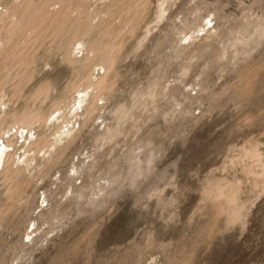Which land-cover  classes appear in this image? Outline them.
<instances>
[{
  "label": "rangeland",
  "instance_id": "1",
  "mask_svg": "<svg viewBox=\"0 0 264 264\" xmlns=\"http://www.w3.org/2000/svg\"><path fill=\"white\" fill-rule=\"evenodd\" d=\"M3 140L0 264H264V0H0Z\"/></svg>",
  "mask_w": 264,
  "mask_h": 264
},
{
  "label": "bare ground",
  "instance_id": "2",
  "mask_svg": "<svg viewBox=\"0 0 264 264\" xmlns=\"http://www.w3.org/2000/svg\"><path fill=\"white\" fill-rule=\"evenodd\" d=\"M207 25V23H205V24H202L201 25V28H200V30H203V34L204 35H207L210 31H211V29L214 27V25L212 26V27H209L206 31H205V29H206V26ZM206 26V27H205ZM187 36V35H186ZM189 38H194V36H189ZM189 40H191V39H189ZM83 92H85V91H83ZM86 95V94H85ZM85 98H86V96H85ZM86 100L87 99H84V98H82L80 101H79V108H81V111H84V103L86 102ZM70 133V130H66V131H62V130H60V131H58V134H59V136H58V138H56V140H55V143L53 144V146L54 147H56L60 142H62V141H64L65 139H66V137L68 136V134ZM27 139H28V136H27ZM8 148H9V145L6 143V141L5 140H3L1 143H0V167L3 165L4 166V164H5V160H6V158H7V154H8ZM56 150V149H55ZM34 230V228L31 230V231H33ZM36 230V229H35ZM32 234V233H31Z\"/></svg>",
  "mask_w": 264,
  "mask_h": 264
}]
</instances>
